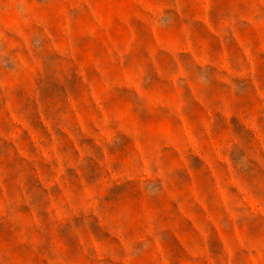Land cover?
Segmentation results:
<instances>
[{"label":"rangeland","instance_id":"374dc122","mask_svg":"<svg viewBox=\"0 0 264 264\" xmlns=\"http://www.w3.org/2000/svg\"><path fill=\"white\" fill-rule=\"evenodd\" d=\"M0 264H264V0H0Z\"/></svg>","mask_w":264,"mask_h":264}]
</instances>
